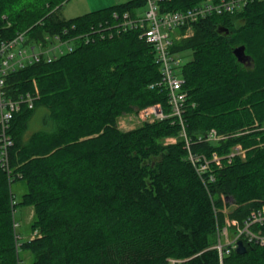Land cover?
I'll use <instances>...</instances> for the list:
<instances>
[{"label":"trees","instance_id":"obj_1","mask_svg":"<svg viewBox=\"0 0 264 264\" xmlns=\"http://www.w3.org/2000/svg\"><path fill=\"white\" fill-rule=\"evenodd\" d=\"M67 1L0 0L2 38L26 32L38 41L69 28L75 39L71 52L6 77L10 96L34 82L39 99L11 121L10 183L0 168V264H264V246L246 244L222 262L214 248L226 219L242 225L264 205V2L201 19L191 37L173 42L172 52L191 56L181 67L184 130L169 116L124 131V114L154 105L170 113L165 91L151 88L161 80L154 50L128 24L146 2L66 20ZM205 1L157 4L160 13L183 12ZM238 46L248 64L236 60ZM37 108L42 128L25 138ZM210 130L224 138L199 141ZM236 146L244 154L228 163ZM189 153L221 163L202 180ZM16 181L26 187L18 202ZM16 207L32 209L35 236L16 233ZM252 230L264 234V222Z\"/></svg>","mask_w":264,"mask_h":264},{"label":"built area","instance_id":"obj_2","mask_svg":"<svg viewBox=\"0 0 264 264\" xmlns=\"http://www.w3.org/2000/svg\"><path fill=\"white\" fill-rule=\"evenodd\" d=\"M253 0H218L212 2L207 0L191 9L183 12L160 13L157 0H145L146 8L143 16L138 20L128 24L139 26L142 30L141 38L152 46L155 53V62L158 64L161 80L154 83L151 88H161L165 91L170 113L168 116L161 111L160 105L149 106L137 113L152 118L147 120H162L169 116L179 119L182 130V113L187 92L183 89L184 79L181 76V67L185 64L180 53L172 52L174 41H179L192 36V25L197 21L212 15H232L240 10L247 3ZM262 1L264 0H257ZM127 15H124V19ZM73 28V26H72ZM69 28H63L59 34L47 36L43 40L29 41L26 32L19 33L11 39H4L0 36V168L7 174L9 183L11 182L10 150L13 140L9 133L11 121L22 106L32 109L39 99V92L33 82L34 89L25 93H18L14 97L10 96L5 87L6 77L13 72L24 69L26 66L35 63H50L60 56L71 52L74 48V37L69 36ZM130 113V114H137ZM125 115V114H124ZM128 115V114H126ZM148 119V118H147ZM117 120V127L118 126ZM146 122V121H145ZM184 132V131H183ZM185 141L187 142L185 134ZM215 130H210L204 138L199 141L217 142L223 139ZM244 151L240 146H236L225 157L227 162H231L234 156L243 155ZM189 160L194 165L197 174L203 180V174L209 171L210 165H220L221 159L212 154L210 159L203 156H194L189 153ZM213 180V177H209ZM204 182V181H203ZM264 222V205L253 211L248 218L240 225L235 220H225L224 228L217 227L216 237L218 244L215 246L219 254L220 261L224 255L231 250H235L236 243L241 240L244 245L255 244L264 246V234L254 232L253 226L262 225ZM234 230L233 237L223 245L220 243V235H226L227 229ZM34 232L31 237L35 236ZM170 264H175L176 260H169ZM222 262V261H221Z\"/></svg>","mask_w":264,"mask_h":264},{"label":"rangeland","instance_id":"obj_3","mask_svg":"<svg viewBox=\"0 0 264 264\" xmlns=\"http://www.w3.org/2000/svg\"><path fill=\"white\" fill-rule=\"evenodd\" d=\"M128 0H68L66 3L63 4V6L60 9V15L68 20L72 19L81 15H84L89 12L97 11L100 9L111 7L115 4L124 3ZM145 9L140 10L139 15L142 17ZM191 59L190 54H186L185 58H183V61L186 63ZM161 111L164 115L168 116L169 114L164 111V109L160 106ZM42 114L43 109L37 108L34 110L32 118L28 122L27 129L24 133V137L27 138L30 136L33 132L39 130L42 128ZM145 115H139L137 114H128V115H122L118 118V126L121 130H130L138 125H141L143 122L150 120L152 118L144 117ZM148 118V119H147ZM11 191L14 195L15 202L20 201L21 196L25 193L26 187L23 182L16 181L11 184ZM32 218V209L31 208H21L16 207L15 211V221L18 224V227L16 228V233L19 234L21 237L30 238L32 233H30L29 230V223ZM220 229L224 227H219ZM226 228V227H225ZM227 233L225 235H220V243L223 247V245L227 242L225 238L227 237L228 240H231L233 237L234 230L226 228ZM218 238L216 240V243L214 245L217 246ZM216 249V248H215ZM217 250V249H216Z\"/></svg>","mask_w":264,"mask_h":264},{"label":"water","instance_id":"obj_4","mask_svg":"<svg viewBox=\"0 0 264 264\" xmlns=\"http://www.w3.org/2000/svg\"><path fill=\"white\" fill-rule=\"evenodd\" d=\"M219 33L225 32L228 33L229 30L226 28H219L218 29ZM233 54L236 58V60L241 63V64H248L250 62V57L248 55L245 54V48L244 46H238L236 48H234L233 50ZM247 246L243 244V242L241 240H239L236 243V248H235V252L237 254H243L246 252Z\"/></svg>","mask_w":264,"mask_h":264},{"label":"crops","instance_id":"obj_5","mask_svg":"<svg viewBox=\"0 0 264 264\" xmlns=\"http://www.w3.org/2000/svg\"><path fill=\"white\" fill-rule=\"evenodd\" d=\"M128 1H129V0H128ZM126 2H127V1H126ZM138 16H140L139 13H138Z\"/></svg>","mask_w":264,"mask_h":264}]
</instances>
